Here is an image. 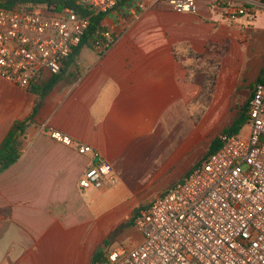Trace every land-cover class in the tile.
I'll list each match as a JSON object with an SVG mask.
<instances>
[{"label": "crops", "instance_id": "0c3cea01", "mask_svg": "<svg viewBox=\"0 0 264 264\" xmlns=\"http://www.w3.org/2000/svg\"><path fill=\"white\" fill-rule=\"evenodd\" d=\"M213 2L198 0L196 13L158 3L138 19L122 2L103 21L117 36L115 46L101 57L84 45L75 61L46 78L58 80L43 98L41 84L21 88L0 77V146L16 122L31 119L20 139L21 157L0 173V264H97L99 251L111 253L106 240L131 206L144 209L197 166L189 155L209 130L219 100L238 88L250 51L264 54V14L233 24ZM208 46L220 64L219 85L209 114L196 125L201 88L190 53L206 54ZM52 129L94 148L112 164L118 183L81 189L94 157L52 138ZM175 170L179 181L146 205L137 200Z\"/></svg>", "mask_w": 264, "mask_h": 264}, {"label": "built area", "instance_id": "2783aa9c", "mask_svg": "<svg viewBox=\"0 0 264 264\" xmlns=\"http://www.w3.org/2000/svg\"><path fill=\"white\" fill-rule=\"evenodd\" d=\"M74 1L76 7L59 11L46 5L0 7V77L30 88L61 73L92 17L109 13L122 2L133 19L158 3L183 13L198 11V0ZM213 6L229 22L264 14V0H214ZM116 43L110 27L89 40L101 57ZM246 114L243 134L221 136L218 151L135 216L142 241L111 252L97 264H264V72ZM50 134L94 157L79 181L81 189L118 183L112 164L94 148L60 131L52 129Z\"/></svg>", "mask_w": 264, "mask_h": 264}, {"label": "rangeland", "instance_id": "374dc122", "mask_svg": "<svg viewBox=\"0 0 264 264\" xmlns=\"http://www.w3.org/2000/svg\"><path fill=\"white\" fill-rule=\"evenodd\" d=\"M235 22L237 21H234L233 24ZM263 55V53L254 54L250 51L249 56H247L240 69L238 88L231 94V96L226 98L222 97V99L219 100V108L216 110L217 113L211 116L208 126L209 130L204 131V136L201 137V140L195 145L193 152L189 155V162L192 167L202 162L201 159L203 158V155L207 154L212 141L217 138H221V136L224 135V130L232 125L239 112L246 105L248 98L252 93L253 85L261 74ZM196 69L202 71L203 73V75H201L200 72L197 71L195 79V84L201 88V92L195 98V119L197 125L202 118L209 114L211 107L215 103L216 91L219 85V76L216 74L215 69H213L211 65H196ZM204 72H208L209 75L205 76ZM202 77H207V80L210 79V84L212 85L210 86L208 84V88L203 86V82H205V80H203ZM246 130L245 126L243 131ZM241 134H243V132H241ZM178 173H180V170H175L173 173L166 175L163 179H160L156 185L152 186V191L155 190L153 194L150 195L149 192L140 193L136 197L137 200L141 204L146 205L149 199L155 197V193L161 191L167 183L173 184L179 181L176 180ZM162 191H165V189ZM100 207L110 208V206ZM131 207L133 211L128 215V217L126 219L119 220L115 224L113 231L108 237L109 242L106 245L107 248L105 249V252H112L115 250L121 251L124 248L130 247L134 239L140 236L141 232L134 225V217L144 206ZM108 256L109 255L106 254L105 260H107Z\"/></svg>", "mask_w": 264, "mask_h": 264}, {"label": "trees", "instance_id": "16d2710c", "mask_svg": "<svg viewBox=\"0 0 264 264\" xmlns=\"http://www.w3.org/2000/svg\"><path fill=\"white\" fill-rule=\"evenodd\" d=\"M26 5H46L52 11L53 10L59 11L65 7H72V8L76 7L74 0H0V7L6 8V9H14V8L26 6ZM80 11L83 12L84 14H87V12L83 11L82 9H80ZM107 15L108 13H104V14L92 17L91 24L84 35L82 43L80 44V46L75 48L73 54L65 61L64 68L67 65H69L70 62L75 61L77 55L79 54L80 49L84 45L89 44V40L93 38V35L96 32L103 31L105 29V26L103 25V21ZM212 47L213 46L207 47L206 54H198V53H193V52H191L190 54L194 57L195 61L198 62L196 65H198L199 63L211 65L213 69H215L216 74H219L220 64L218 62V59L214 56V54L211 53ZM195 71L196 73L198 71L200 72L201 75H203L202 71L196 68H195ZM263 72H264V67L262 68L261 73ZM204 74L205 76L209 75L208 72H204ZM216 74H215V77H216ZM207 79H208L207 77L205 78L203 77V80H205V82H203L204 85L203 83L202 85L208 88V84L210 86L212 84H210L211 80L210 79L207 80ZM57 80H58V77L52 78L49 82L44 81V82L36 84V85L41 84V86H39L40 91L37 92L40 98H43L53 88ZM247 108H248V102L243 107V109L239 112L237 118L234 120L232 125L226 130H224L223 132L224 134H230V133L236 134V133L243 132L246 126ZM30 121L31 119H26L24 121L16 122L11 128V130L9 131L8 135L3 140L0 146V173H2L6 169H8L11 165L16 163L18 159L21 157L22 153L19 151L21 147L20 139L24 137L26 129L28 125L30 124ZM221 146H222V142L220 138L213 140L205 157L218 151ZM140 211L141 210H139L138 213ZM108 242H109V239L106 240V244H108ZM102 260H105V256L103 252L99 251L95 256V263L98 261H102Z\"/></svg>", "mask_w": 264, "mask_h": 264}]
</instances>
